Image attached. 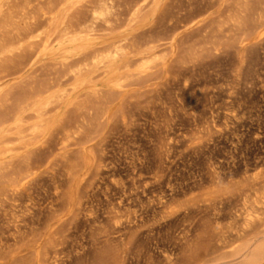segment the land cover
Returning <instances> with one entry per match:
<instances>
[{"label": "rangeland", "instance_id": "rangeland-1", "mask_svg": "<svg viewBox=\"0 0 264 264\" xmlns=\"http://www.w3.org/2000/svg\"><path fill=\"white\" fill-rule=\"evenodd\" d=\"M15 2L26 4L35 34L55 31L43 15L51 4L66 9L57 32L107 10L108 23L71 56L70 71L93 69L110 53L116 60L99 65L49 114V129L0 164V264H167L175 255L213 264L218 255L201 260L200 243L191 254L180 250L185 236L212 238L208 214L218 207L249 232L240 247L264 243V0ZM38 47L26 45L0 64L1 77L20 61L26 67L15 82L2 81L14 87L2 93L0 116L15 109L23 88L63 76L60 57L32 56ZM154 52L158 61L144 66L141 58ZM78 76L64 83L71 88ZM249 213L255 219L247 227Z\"/></svg>", "mask_w": 264, "mask_h": 264}, {"label": "bare ground", "instance_id": "bare-ground-1", "mask_svg": "<svg viewBox=\"0 0 264 264\" xmlns=\"http://www.w3.org/2000/svg\"><path fill=\"white\" fill-rule=\"evenodd\" d=\"M16 3L17 2H15V0H0V64L8 62L6 60L9 58L10 55H14L15 51L18 52L17 53L18 55H21L19 52H20V50L23 51L24 49H26L27 48V47L25 48L26 45H28L29 47L30 46L31 47L39 46L38 48H40V49L38 51L37 50L32 51L33 52L32 56L37 55L41 50L44 53V56L45 55H49V56L51 55V56L60 57L61 58L60 61L63 65L65 71H64L63 76L56 83L52 82L53 84L43 85L37 89L31 88L30 90L29 89L25 90L23 88V93H22L23 96L20 94V99L18 98L19 101H18V104L16 105L15 109H13L11 111V113H9V114L7 113L8 116H6V115L0 116V164L2 162H4V160H6L8 158V156L14 154V152L17 151L16 149H18L19 147L16 148L15 146L25 145V144H27L26 142L29 139L35 140L36 137L44 134L51 127V117H49V114L52 113V111H55L58 106H61L65 101L70 99L71 93L78 92V87H84L87 83H89L90 82L89 81L90 76L92 74H94L95 70L98 69L99 65L102 64L106 67H109V64H111L114 60H116L115 58H113L111 56V53H110L109 55L107 54L106 57L102 56V58H99V60L95 59V65H94L93 69H87V68L83 67L84 69H87L84 72V71H82V69L80 67H79L80 69L77 67L78 62H74L75 66L77 65L76 66L77 71H75V70L70 71V68L72 65L70 63V62H72V61H70V59L72 58L71 56L74 53H77V51H80L83 46H87L92 41V37H93L94 33L97 31V28H98L100 23H102V22H104V24L108 23L109 13L107 12V10L98 11V12L96 11V13L90 19H88V21H86L83 25H80L77 28V30H75V31H71L72 29L71 30L70 29H62V30L57 32L58 28H62V27H60V25L61 24L64 25L60 21H61L62 13L64 11H66V9H65V7H62V6H60L59 9H57L56 6L51 7L53 5V4H51V6H48V9L46 10V12H44L43 10L42 11L44 12L43 15H44L45 20L55 22V26H56L55 31H53V32L52 31H41V33L35 34V32L36 33L38 32V30L35 29L36 24H31V23L27 22L28 18L26 15V6H25L26 4L24 6H20L19 4L17 5ZM59 5H61V4H59ZM111 10L112 9H110V11ZM140 11H141L140 8H138L135 11V13L132 14L133 15L132 20L133 19L136 20L138 18ZM32 15H34V14H32ZM104 28H105V26H104ZM106 29H107V27H106ZM261 36H263V34H261ZM120 47L122 48V46H119V48ZM117 51H119V50H117ZM121 53H123V52L121 51ZM155 53L156 52H154V54L151 53L152 55H154L153 58H150L152 55L150 57L144 56L141 58V60L144 61L143 62L144 66L149 65V63L151 61H154V62L156 60L158 61L159 58L155 55ZM115 54H117V53L115 52ZM125 55L126 54L123 53V56H125ZM113 56H115V55H113ZM158 56H159V54H158ZM119 57L121 58V56H119ZM13 58H14V56L12 57V59ZM60 58H58V60ZM161 60L162 59H160V61ZM4 61H6V62H4ZM21 62L22 61H20V63ZM20 63H19V65H18V63H17V65H15V66H18L16 71L15 70H13L14 72L10 71L11 73L8 72L3 77L0 76V87H2V89L0 88V99L1 100L3 99L2 93L4 92V90L7 87L9 89L14 87V84H10L8 86L4 85L5 87H3L2 81L6 78L12 77L11 81L15 82L19 78L18 75H20L21 72L26 68L25 62H23L21 64ZM0 67H1V65H0ZM123 67H125V66L123 65ZM123 67H121V71L123 69H126ZM72 68H74V67H72ZM115 68H117V66ZM127 68L130 69L129 66H127ZM119 70H120V68H118V71ZM77 72H78V74L82 73L83 77L77 83H75L73 85L71 84L72 85L71 88H68L67 87L68 85L66 86V83H64V79L69 78L70 76H72V78H75L74 76H78ZM117 73H115L113 75H116ZM0 75H1V73H0ZM121 77L116 79V76H115L117 86H122L121 83L123 82V80H122L123 78H121ZM113 78H114V76H113ZM49 83H51V82H49ZM5 94H4V97H8L10 94V91H9V93H7V95H5ZM9 99H10V97H9ZM9 99L8 98L5 99V103H7L9 101ZM5 103H3L1 106L4 107ZM77 106H78V104L76 105V107ZM83 106H84V104H83ZM81 108L82 107H80V109ZM80 109H79V111H80ZM75 112H76V109H75ZM27 113H28V115H30L29 113L32 114L31 116L33 118L31 117V120L34 119L32 122L28 121L30 119H28V117L26 115ZM76 116L78 117V115H76ZM20 147L22 148V146H20ZM15 153H17V152H15ZM15 156H16V154H15ZM23 159H24V157H23ZM5 164H6V162H5ZM19 167H17V170ZM27 167H28V165H27ZM21 169H23V168H21ZM24 169H26V168H24ZM24 169L21 171H24ZM28 170H30V169H28ZM13 171H15V170H13ZM4 173H6V172H4ZM6 174H8V172ZM9 174H10V172H9ZM1 175H2V173H1ZM14 179L15 178H13L12 180H14ZM9 182H11V181H9ZM13 182L14 181H12L11 184H16V182L15 183H13ZM8 189H10V188H8ZM247 190H248V188H247ZM19 198H21V197H19ZM263 198H261V200ZM258 203L261 205L263 204V202L260 203V202L256 201V204H258ZM250 207H253V206H250ZM219 208L220 207H218V209L215 208L214 210H212V212L209 211V214H208L209 219L213 220L215 223V225L213 222L210 224V225L213 224L215 226V227L210 226V228L211 227L213 228L212 238L209 239L210 238L209 237L208 241H207L206 240L207 237H206L204 240L203 236L204 237L206 236L207 232L205 230H207L208 227L204 230L205 232H203V231L200 232L199 230H202L203 228L198 226L201 228L198 230L200 232V234H197L198 231L194 230L197 234V235H195V233H194V235L196 236L195 238L193 237L194 240H191V239L188 240L189 237L187 238V236H185V238L182 239V241H184V245L183 246L180 245V246H182L180 253H183V252L185 253V251L187 249L188 250L191 248L193 249L194 246H197V248H198V245L200 243V248H199V250H197V252H198V255H200L199 251H201V255L203 257L201 260H203L204 258H211L213 256L218 255V257L213 260V262H214L213 264H240L243 257L245 258V260H243V261H245L246 264H259V263H261L264 260V243H258V244L253 245V246H249L250 245V243H249V245L246 246L245 248L240 247L239 246L240 240L243 239L249 232H247L246 234L243 233L244 235L241 234L242 233L240 231L241 229L238 228L237 217L230 214V212H229V214H226L223 212V210L221 208L220 209ZM255 208H258V210H260L261 207L259 208L258 206H256ZM263 210H264V208H263ZM249 212H250V210H249ZM253 214H250V213L248 214V221L246 220L247 225H248L247 227H249L250 223L252 224L254 219H255ZM258 216H259V214H257L256 219L257 220L259 219V223H260L261 220ZM239 217H240V215H239ZM225 218H229L233 221V223L227 228L221 227V224H220V221L222 219H225ZM209 223H210V221H209ZM209 223L207 225H209ZM262 223H264V222H262ZM256 225H257V223H256ZM203 226L205 227V225H203ZM198 227H196V228L198 229ZM212 228L210 230H212ZM186 230L184 229V231H186ZM37 232H38V230H37ZM183 235H184V233H183ZM190 237H192V236H190ZM203 240H204V242H203ZM175 243H176V241H175ZM181 244H182V242H181ZM41 251H43V250H41ZM191 251H193V250H191ZM191 251H190V254H191ZM170 253L172 254L171 251H170ZM195 253H194V255H195ZM176 254H178V252ZM190 254H189V256H190ZM182 255H183L182 257H184V254H182ZM198 255H196V257H197V259L199 258L198 260L200 261L201 256L198 257ZM168 256H170V254ZM175 256L173 257L174 259H172L171 257L164 258L166 260L165 262L167 264H185L186 263L183 260L185 257L182 258V260L180 261L178 259V257H176L177 258L176 259ZM187 256L188 255H186V257ZM36 258H37V262H38L39 258H41L40 253H37ZM197 259H195V260H197ZM160 261H162V260H160ZM150 264H151V262H150ZM188 264H189V261H188Z\"/></svg>", "mask_w": 264, "mask_h": 264}]
</instances>
